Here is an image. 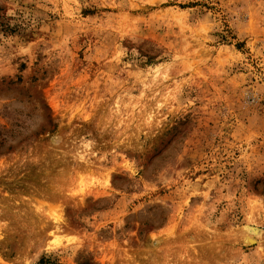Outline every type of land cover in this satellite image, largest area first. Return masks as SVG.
<instances>
[{
  "label": "rangeland",
  "instance_id": "obj_1",
  "mask_svg": "<svg viewBox=\"0 0 264 264\" xmlns=\"http://www.w3.org/2000/svg\"><path fill=\"white\" fill-rule=\"evenodd\" d=\"M42 257L264 264V0H0V264Z\"/></svg>",
  "mask_w": 264,
  "mask_h": 264
},
{
  "label": "bare ground",
  "instance_id": "obj_2",
  "mask_svg": "<svg viewBox=\"0 0 264 264\" xmlns=\"http://www.w3.org/2000/svg\"><path fill=\"white\" fill-rule=\"evenodd\" d=\"M58 225V224H57ZM253 228V227H252ZM251 227H250V229H249V231L250 232H252V233H257V229H255V228H253L252 229ZM252 233L250 234V233H247V235H246V238L248 239V240H250V241H254V239H255V237L254 236H252Z\"/></svg>",
  "mask_w": 264,
  "mask_h": 264
},
{
  "label": "trees",
  "instance_id": "obj_3",
  "mask_svg": "<svg viewBox=\"0 0 264 264\" xmlns=\"http://www.w3.org/2000/svg\"><path fill=\"white\" fill-rule=\"evenodd\" d=\"M43 262H45V264H57L55 262H51L48 259H45L44 257L40 258L37 264H42Z\"/></svg>",
  "mask_w": 264,
  "mask_h": 264
}]
</instances>
